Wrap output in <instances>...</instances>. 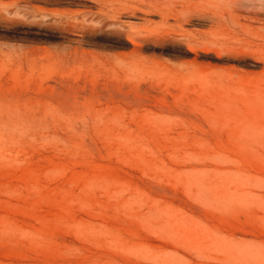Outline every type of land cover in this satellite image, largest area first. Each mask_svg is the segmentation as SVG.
Segmentation results:
<instances>
[{
  "label": "rangeland",
  "instance_id": "rangeland-1",
  "mask_svg": "<svg viewBox=\"0 0 264 264\" xmlns=\"http://www.w3.org/2000/svg\"><path fill=\"white\" fill-rule=\"evenodd\" d=\"M97 7L0 0V264H264V0Z\"/></svg>",
  "mask_w": 264,
  "mask_h": 264
},
{
  "label": "bare ground",
  "instance_id": "bare-ground-1",
  "mask_svg": "<svg viewBox=\"0 0 264 264\" xmlns=\"http://www.w3.org/2000/svg\"><path fill=\"white\" fill-rule=\"evenodd\" d=\"M13 1V0H12ZM17 1V0H14ZM19 1V0H18ZM98 5V17L103 20L112 18L118 20L122 15L149 21L151 15H158L162 21L167 20L173 10L181 13L190 11L198 19L205 20L212 25L230 23L234 20L233 3L235 0H92ZM30 2V0H25ZM194 8V9H192ZM246 24H252L257 18L247 15ZM191 21L187 19L186 22ZM80 29L86 28L84 23L75 24ZM136 27L130 25L129 32L136 33ZM138 37V36H137ZM133 43L136 44L133 40Z\"/></svg>",
  "mask_w": 264,
  "mask_h": 264
}]
</instances>
